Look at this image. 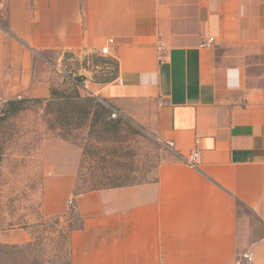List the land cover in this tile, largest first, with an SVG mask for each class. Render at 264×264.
<instances>
[{
    "label": "crops",
    "instance_id": "crops-1",
    "mask_svg": "<svg viewBox=\"0 0 264 264\" xmlns=\"http://www.w3.org/2000/svg\"><path fill=\"white\" fill-rule=\"evenodd\" d=\"M3 11L28 54L106 46L113 76L80 70L78 94L169 145L154 180L75 194L81 149L42 142L43 214L75 205L68 264H264V0H1ZM24 66L0 67V98H49ZM30 240L27 227L0 231V245Z\"/></svg>",
    "mask_w": 264,
    "mask_h": 264
},
{
    "label": "rangeland",
    "instance_id": "rangeland-1",
    "mask_svg": "<svg viewBox=\"0 0 264 264\" xmlns=\"http://www.w3.org/2000/svg\"><path fill=\"white\" fill-rule=\"evenodd\" d=\"M5 26L3 11L0 14V67L7 66L21 74L24 64L29 79L27 86L34 92L40 89L39 86L33 88V84L40 82L50 84L56 96L75 97L82 86L80 70L94 72L92 77L97 82H105L113 76L114 63L97 54L54 51L28 54L22 46L9 40ZM24 93L14 98H0V231L31 226L44 215L40 157L45 140L76 145L85 153L78 167L80 184L74 187V193L110 183L136 184L155 179L156 168L163 162L169 145L158 139L150 125L136 122L115 107L111 115L104 113L94 122L88 106V117L73 120L67 126L50 128L48 123H54L53 110L46 106L43 98ZM10 99L25 100L26 108L11 114L7 104ZM106 177L113 179L108 181ZM56 218L59 225L52 231ZM45 221L47 234L40 233L38 227L29 228L31 239L35 238L30 249H7L0 245V264H20L21 254L26 255L29 263L35 259L42 264H68V234L77 226L73 208L62 216L47 215Z\"/></svg>",
    "mask_w": 264,
    "mask_h": 264
},
{
    "label": "trees",
    "instance_id": "trees-1",
    "mask_svg": "<svg viewBox=\"0 0 264 264\" xmlns=\"http://www.w3.org/2000/svg\"><path fill=\"white\" fill-rule=\"evenodd\" d=\"M39 101V100H38ZM43 101L46 102V106L51 108L54 113V117L52 121L54 122L53 124L48 123V126L50 128H54L55 126L61 127V126H67L70 125L73 120H82V118L85 116L88 117L90 112H88V106L89 108L92 109L91 111V117L92 119L94 118V122L98 120L99 116L101 117L104 113H109L111 112L112 109H114V106L110 105L106 101L97 98V97H92V96H87V97H81L78 93L75 97H70V96H56L55 92L51 91L50 97L47 99H44ZM25 100L22 99H10L7 101L8 107H10V113L15 114L18 111H21L22 109L26 108L24 105ZM5 114V111H4ZM111 115V114H110ZM55 125V126H54ZM80 125V123H79ZM82 157H85V153L82 154ZM79 175V174H78ZM79 176L77 177V182L76 185H79L80 183L78 182ZM108 181H111L113 178L112 177H106ZM138 184V183H136ZM134 184H125V183H110L108 185H103L98 188H91L89 190H84L80 193H75V194H81L84 192H89V191H97V190H103V189H109V188H118V187H125V186H130ZM46 216L42 215L38 222H34L33 225L28 226V225H23L20 227H27V228H32L33 227H38L41 229L42 234H47L46 230V221H45ZM52 225L54 226V229L52 231H56L57 226L59 225V219L56 218L53 220ZM33 226V227H32ZM15 228V227H11ZM51 231V232H52ZM72 231V229L69 231ZM39 232V231H38ZM39 233V234H40ZM69 234H68V240H69ZM35 238L31 239L30 242L24 246H8V245H1L2 247H5L7 249H17V250H23V249H30L33 245ZM68 253H69V246H68ZM21 258H19L18 262L20 264H42L40 261L38 262L37 260H33L31 263H29L26 255L23 257V254H21ZM69 260V258H68ZM69 262V261H68Z\"/></svg>",
    "mask_w": 264,
    "mask_h": 264
},
{
    "label": "built area",
    "instance_id": "built-area-1",
    "mask_svg": "<svg viewBox=\"0 0 264 264\" xmlns=\"http://www.w3.org/2000/svg\"><path fill=\"white\" fill-rule=\"evenodd\" d=\"M99 54L101 56H105L108 54V49L106 46L102 47L99 51ZM199 157V153L198 151H194L190 154L189 158L185 161V163L187 165H190V166H195L196 162H197V159ZM67 204L70 208H74L75 205H74V202H73V199H68L67 200ZM243 259L246 261L247 264H252L253 262V256L251 253H246L243 255Z\"/></svg>",
    "mask_w": 264,
    "mask_h": 264
}]
</instances>
